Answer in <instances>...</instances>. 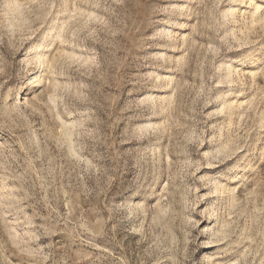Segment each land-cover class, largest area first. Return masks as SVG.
<instances>
[{
	"label": "rangeland",
	"instance_id": "rangeland-1",
	"mask_svg": "<svg viewBox=\"0 0 264 264\" xmlns=\"http://www.w3.org/2000/svg\"><path fill=\"white\" fill-rule=\"evenodd\" d=\"M0 264H264V0H0Z\"/></svg>",
	"mask_w": 264,
	"mask_h": 264
},
{
	"label": "bare ground",
	"instance_id": "bare-ground-1",
	"mask_svg": "<svg viewBox=\"0 0 264 264\" xmlns=\"http://www.w3.org/2000/svg\"><path fill=\"white\" fill-rule=\"evenodd\" d=\"M41 77V71H38V73L36 74V76L32 79L34 83L38 82L40 80Z\"/></svg>",
	"mask_w": 264,
	"mask_h": 264
}]
</instances>
